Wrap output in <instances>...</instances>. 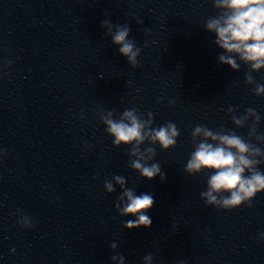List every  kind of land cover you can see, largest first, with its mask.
<instances>
[{"label":"water","instance_id":"water-1","mask_svg":"<svg viewBox=\"0 0 264 264\" xmlns=\"http://www.w3.org/2000/svg\"><path fill=\"white\" fill-rule=\"evenodd\" d=\"M218 15L213 0H0V264H112V255L143 264L149 254L153 264H264V194L251 207L211 208L200 198L207 177L184 172L197 125L264 150V98L245 86L246 67L219 64L204 30ZM106 18L129 26L135 69L101 27ZM254 79L264 84V72ZM247 108L261 122L236 128L232 115ZM125 109L176 124V147L156 146L164 182L133 172L100 123ZM115 175L153 195L151 228H123L120 189L104 190ZM17 209L32 229L18 225Z\"/></svg>","mask_w":264,"mask_h":264},{"label":"clouds","instance_id":"clouds-1","mask_svg":"<svg viewBox=\"0 0 264 264\" xmlns=\"http://www.w3.org/2000/svg\"><path fill=\"white\" fill-rule=\"evenodd\" d=\"M213 7L219 15L207 19L204 30L215 37L214 43L221 50L219 64L233 72H240L242 65L246 67L245 86L251 88L257 98H264V84L254 79V74L264 72V0H213ZM101 27L111 37L119 54L135 69L141 50L130 39L129 26H114L110 18H106ZM11 64L9 61L5 67ZM172 106L170 102L169 107ZM235 112L236 109L229 106L228 113ZM231 118L236 128L244 127L249 118H254L257 125L261 122V116L253 108H247L243 115L233 114ZM100 123L115 148L128 149V165L133 172L146 181L159 177L164 182L166 177L156 161V146L164 152L176 147L180 132L175 123L156 127L151 112L145 119L135 109H125L118 118L112 111L102 113ZM191 139L193 151L184 172L188 176L207 177L206 190L200 193L206 206L232 211L244 205L251 207L255 198L264 194V171L260 170V160L257 159L264 157V150L233 131L213 130L202 125L194 127ZM5 155L0 150V159ZM117 186L120 194L115 201V209L124 218L123 228L127 231L151 228L149 212L154 206L153 195L138 194L135 188L128 187L127 179L121 175L104 182V190L110 195ZM16 216L21 228L34 227L33 221L22 210L17 209ZM259 241L264 242V231L259 234ZM110 248L113 253L118 252L115 241ZM12 254H15L14 249ZM111 261L112 264H126L123 255H112ZM143 264H153L151 254L144 257Z\"/></svg>","mask_w":264,"mask_h":264}]
</instances>
